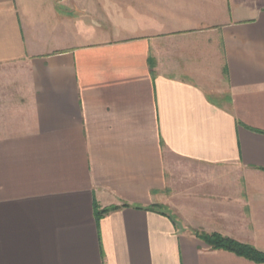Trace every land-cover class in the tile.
Segmentation results:
<instances>
[{
    "label": "crops",
    "instance_id": "obj_1",
    "mask_svg": "<svg viewBox=\"0 0 264 264\" xmlns=\"http://www.w3.org/2000/svg\"><path fill=\"white\" fill-rule=\"evenodd\" d=\"M194 232L264 253V0H0V264H257Z\"/></svg>",
    "mask_w": 264,
    "mask_h": 264
},
{
    "label": "trees",
    "instance_id": "obj_2",
    "mask_svg": "<svg viewBox=\"0 0 264 264\" xmlns=\"http://www.w3.org/2000/svg\"><path fill=\"white\" fill-rule=\"evenodd\" d=\"M117 209L118 207H112V208L99 210L95 205L94 217L96 223H98L100 219L103 218V216H105L107 213ZM194 235L198 239L202 240L205 244H207L211 248V250L227 251L235 254L236 256L247 259L251 262L257 264H264V253L258 251L257 249H255L250 245L239 243L233 239L223 237L215 233L205 234V233L194 232Z\"/></svg>",
    "mask_w": 264,
    "mask_h": 264
}]
</instances>
